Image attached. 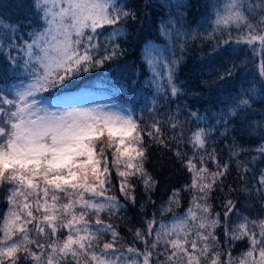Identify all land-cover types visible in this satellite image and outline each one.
I'll use <instances>...</instances> for the list:
<instances>
[{
    "label": "snow or ice",
    "instance_id": "1",
    "mask_svg": "<svg viewBox=\"0 0 264 264\" xmlns=\"http://www.w3.org/2000/svg\"><path fill=\"white\" fill-rule=\"evenodd\" d=\"M13 7L16 19L0 10V264H264V0H207L195 29L186 24L187 0H145V9L163 10L158 36L172 54L154 58L155 46L146 48L154 98L141 115L133 89L117 110L72 107L79 98L60 95L124 55L129 22L139 23L130 0H18ZM197 39L214 42L215 59L238 56L241 46L260 55L255 75L203 113L181 103L197 90L177 75L188 41ZM241 67L232 62L218 79ZM158 98L175 110L147 123L142 114L160 112ZM151 145L171 150L189 174L160 216L180 206L181 191L191 199L171 222L142 217L128 243L112 221L136 205V181L156 203L158 181L145 168ZM233 164L238 187L225 184ZM225 187L215 211L211 201ZM237 191L243 200L233 199ZM250 201L259 205L255 216L239 206ZM237 242L246 247L233 255Z\"/></svg>",
    "mask_w": 264,
    "mask_h": 264
},
{
    "label": "trees",
    "instance_id": "2",
    "mask_svg": "<svg viewBox=\"0 0 264 264\" xmlns=\"http://www.w3.org/2000/svg\"><path fill=\"white\" fill-rule=\"evenodd\" d=\"M18 0H4L5 7L2 10L5 15L16 19L19 9L13 7ZM207 0H187L189 5L186 17V24L195 29L198 23H201V14L204 12V5ZM130 3L137 11L139 23L129 22V35L127 42H121V46L125 49L123 56L106 63L103 67L94 69L90 73H84L78 79L73 81L69 87L64 89L60 95H65L79 90H89L94 94L104 96L120 105L127 106L131 102L129 98V90L135 91L134 99L140 101L137 108V115H141L140 108H145L154 98V90L148 87L147 78L149 73L146 70L145 50L149 45H154L155 52L150 53L154 58L160 55L171 56V42L165 43V38L158 36V23L160 14L163 12L160 8L148 7L145 9V0H130ZM151 15L145 16V13ZM203 31V30H201ZM213 41L210 40H189L186 51L183 53L180 66L177 72L179 83H182L186 89H196L197 94L183 97L182 104L190 105L193 109H199L202 113L204 109L211 108L212 105L221 98L227 91L238 87L242 82V78L246 75H255L257 60L260 58L259 53L253 56L251 50L247 46H241L243 49L238 56L231 58L225 56L222 59H215L212 54ZM177 57L181 56L179 50L175 51ZM235 62L238 66L243 64L235 74L228 79L219 80L218 74L223 73L226 66ZM13 81H9L12 83ZM47 96V94H45ZM50 99V98H49ZM155 107L160 110L158 113H151L145 110L142 119L150 123L153 115L159 116L161 120L169 111H174L176 105L168 104L167 101L157 99ZM181 120L184 116L180 117ZM163 126V125H162ZM190 127V126H189ZM167 132V129H165ZM220 152L221 161L229 159L228 149L224 142H218L215 145ZM176 147V145H173ZM181 150L183 147L181 146ZM246 159L248 157H245ZM214 167V165H210ZM147 172L158 181L155 191L151 193V198L156 203H149L145 193V189L139 181H136V205L129 204L128 211L119 217L113 218V223L119 226V231L125 241L131 243L133 240L132 231L141 228L143 218H150L153 214L157 220L171 222L173 213L183 216L189 206L191 197L186 191L180 193V206L172 205V211L166 212L163 217L159 214L160 206H167L168 197L173 189H181L189 182V174L181 166L173 152L168 149L160 148L157 145H151L148 149V159L145 162ZM251 179V177H249ZM115 182V181H114ZM243 182L239 179L235 165L230 167V174L225 181L226 185L238 187ZM228 193L225 187L223 193L214 194L211 201L215 211L221 210V201ZM233 199L243 200L242 195L237 191L233 193ZM143 205V211H141ZM239 206L249 207L253 216L257 215L259 205L255 201L248 204L242 203ZM4 207L2 197H0V210ZM223 240V237L221 236ZM139 246V245H138ZM246 247V242H237L233 249V255H239Z\"/></svg>",
    "mask_w": 264,
    "mask_h": 264
},
{
    "label": "rangeland",
    "instance_id": "3",
    "mask_svg": "<svg viewBox=\"0 0 264 264\" xmlns=\"http://www.w3.org/2000/svg\"><path fill=\"white\" fill-rule=\"evenodd\" d=\"M63 96H71L79 98V103L71 105L72 107H84V108H91V107H104L106 109L117 110V107L120 104L112 102L108 98L104 96H100L97 94L92 93L89 90H80L76 92H71L65 94ZM44 106L47 107V101H45Z\"/></svg>",
    "mask_w": 264,
    "mask_h": 264
}]
</instances>
